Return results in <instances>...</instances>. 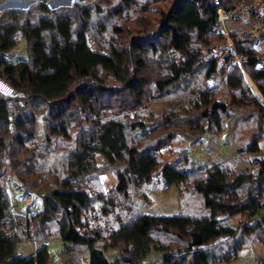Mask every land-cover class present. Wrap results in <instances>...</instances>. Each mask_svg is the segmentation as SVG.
Here are the masks:
<instances>
[{"label": "trees", "instance_id": "obj_1", "mask_svg": "<svg viewBox=\"0 0 264 264\" xmlns=\"http://www.w3.org/2000/svg\"><path fill=\"white\" fill-rule=\"evenodd\" d=\"M219 1L228 10L251 0ZM159 3L97 0L52 9L39 2L0 15V78L17 93L9 97L0 92V156L6 159L0 160V264H49L44 243L52 239L63 243L65 254L84 255L75 264H150L155 256L158 264H249L238 260L246 243L258 238L264 244V68H257L255 60L263 55L255 44L260 38L252 47L235 44L236 53L249 57L243 71L223 62L226 37L216 29L214 0H169L152 14L156 18L146 16ZM98 17L112 22L111 32L119 40L101 38L110 27L93 28ZM95 32L101 39L96 42L104 41L105 48H91ZM22 39L28 60L11 62L7 54ZM151 57L167 69L153 67ZM200 75L191 97L171 100L157 122L126 113L128 107L165 99L176 84L193 83ZM224 79L229 104L216 96ZM249 112L259 117L258 132L240 151L261 157L255 172H236L225 162L189 169L186 143L176 148L178 134L188 140L205 134L222 138L229 123ZM11 148L17 151L13 155L8 154ZM51 150L61 154L48 166ZM58 161L62 167L55 166ZM120 166L125 169L115 186L104 187L101 177ZM10 170L26 191L39 196L42 209L36 215L14 212ZM159 174L168 186L192 183L212 217L125 220L133 188ZM218 215H241L244 222L230 227ZM35 240L43 245L34 255L18 254L19 244ZM110 251L117 255L110 257ZM257 257L264 264V255Z\"/></svg>", "mask_w": 264, "mask_h": 264}, {"label": "rangeland", "instance_id": "obj_2", "mask_svg": "<svg viewBox=\"0 0 264 264\" xmlns=\"http://www.w3.org/2000/svg\"><path fill=\"white\" fill-rule=\"evenodd\" d=\"M6 1H12V0H0V15L10 10L8 8L5 9L2 7L3 3ZM49 1L50 0H20L18 2V0H14V2L11 3L12 5L11 9H29L30 7H32L33 5L39 2H44L48 5ZM96 1L97 0H94L90 2V4ZM168 2L169 0H162V1L160 0L159 4L151 5V8H154V10H152L154 12H150L149 14H146V16L151 18H156L152 14H154L158 9L165 8ZM101 6L107 9L111 8V5L109 4H103ZM155 8L157 9L155 10ZM123 23L128 25L135 23V21L134 20L128 22L124 21L122 22V24ZM98 25H104L107 26L108 28L110 27L108 29L107 34L105 33L102 35L100 34L102 39L105 38L107 39V41H111V43H113L112 41H117L120 39V37L112 34L111 32L112 22H109V20H105L100 17L95 18L93 21V28L96 29ZM239 26H241V24L239 23H234V22L228 23L229 29H232V27H239ZM217 32L220 31L217 30ZM94 35L96 38L89 39L91 48L96 49L97 44L98 46L103 45L102 47L105 48L106 47L104 46L105 42L104 41L96 42V39H100V37L96 34V32ZM126 40L128 41L124 43L125 46L130 44L129 39ZM252 42H253V38L249 37L246 40L242 41L241 43L247 47H252L253 46ZM117 44H118L117 46H119V43ZM255 44L258 48L260 47L262 48L264 46V42H262L260 39L257 40ZM225 47L227 49V45H225ZM7 59H9L11 62L14 63L28 60V49L25 39H22L20 44L12 52L7 54ZM151 62L153 63V67H159V70L167 69L165 63L163 61H159L157 58L151 57ZM159 70L157 69V71ZM162 71H166V70H162ZM200 78H202L201 75L199 77L193 78L194 80L193 83L190 81V79L189 80L187 79L186 82L183 81L181 83H178L173 88L171 94L166 96L165 99L146 102V104L143 105L141 108L134 107L130 109L128 107L129 110H127L126 113H129L132 117L135 115H140L141 116L140 118H143L144 120H147V122H151L153 124L155 123L154 121L157 122L159 120L158 118H160L166 113L168 103L171 100L177 101L181 97L190 98L191 97L190 93L192 89L195 87V84H199L201 82ZM225 81L226 80L224 79L220 83L216 96L219 101L226 102L229 104L231 102V94L226 87ZM248 81L250 82L253 91L257 94L258 92L257 88L254 86V84L250 79ZM190 83L192 84L189 86L185 85ZM198 88L199 87H197V89ZM40 124H41L40 130L41 133H43L45 124L41 122ZM258 125H259V117L256 114H252L251 112H249L247 114L241 115L240 117H237L235 120L229 123V125H227L226 128L227 129L226 134L222 138L212 137L209 134H205L203 137L197 140H188L185 139V137L182 134H178V143H176V148L181 149V147L184 146V144L186 143L185 149L188 148V152H189L190 170L207 169L211 167L214 163L225 162L227 165L231 166L236 172H241V173L255 172L258 169V164L256 161L261 157L251 155L246 151H240V149L249 146L251 137H253V135L258 132ZM38 138L40 143L44 142L45 139L44 135ZM38 144L35 145L30 144L29 148L30 149L34 148L33 150L40 148L39 150H41V145L40 147H38ZM42 149L44 148L42 147ZM61 149L64 150L65 147H61ZM65 150H66L65 152H68L73 149L67 148ZM51 151L47 155L48 166L50 165L51 160L55 159L54 156L57 155V153L61 154L60 150L52 152L53 154L51 153ZM15 152H17L16 149L11 148L8 154L13 155ZM41 152L45 153L44 150ZM3 157L4 156H0V160H6ZM61 163H62L61 161H58L55 163V166L59 167V165L61 166ZM102 163L103 160L99 158L98 165H101ZM43 165L46 164L43 163L41 164L40 167H42ZM181 167L182 170L187 169L184 166ZM124 169L125 167H121V166L116 167L111 169L110 173L105 178L104 176H102L101 179L103 181V186L106 187L107 184L112 187L115 186L116 182L118 181V173L123 172ZM7 179H8V186L12 198V205L14 212L24 216L36 215L42 209L41 200L37 195V193L26 191V188L21 183L20 176L17 175V172L15 173L14 171L10 170ZM193 188L194 187L192 183L191 185L188 186L185 185L184 187L168 186L161 177V175L159 174L155 176L151 182L143 183L139 185L137 188H133L131 192L132 193L131 212L129 213V215L125 216V220H131L132 218H138L143 215L157 216V217L189 216L196 219L211 218L213 213L211 209L206 205L204 196L200 193L195 192ZM217 219L224 221L230 227H237L238 225H242L243 224L242 222H244V218L241 217V215L233 216V217L228 215H218ZM110 221L112 220L110 219ZM38 241L39 240L24 241L23 243L19 244L17 247L18 254L27 257L34 255L36 251L43 245ZM44 244L47 245L50 253L49 264H75L76 262H79L81 259L84 260L83 254L78 256H76V253H74L73 255L65 254L63 252L64 245L59 239L47 240L45 241ZM108 254L110 255V257H114L115 255H117L116 251H110L108 252ZM262 255H264V244L257 238L255 240H251L246 243L238 260L243 261L244 263L258 264L259 258L257 256H262ZM154 258H152L150 264H158V262L160 261L158 260L160 258L159 256H155Z\"/></svg>", "mask_w": 264, "mask_h": 264}, {"label": "built area", "instance_id": "obj_3", "mask_svg": "<svg viewBox=\"0 0 264 264\" xmlns=\"http://www.w3.org/2000/svg\"><path fill=\"white\" fill-rule=\"evenodd\" d=\"M213 6L217 8L218 22L216 29L226 37L227 49L223 56V62L230 66H237L244 71V63L249 59L247 55L238 54L235 51V44L251 37L264 42V0L243 1L231 9H224L220 6L219 0H214ZM239 23L241 26L229 29L228 23ZM239 32L237 38L232 34ZM263 55L256 56L257 68H264V46L261 48ZM0 92L5 96H16V90L0 78Z\"/></svg>", "mask_w": 264, "mask_h": 264}, {"label": "water", "instance_id": "obj_4", "mask_svg": "<svg viewBox=\"0 0 264 264\" xmlns=\"http://www.w3.org/2000/svg\"><path fill=\"white\" fill-rule=\"evenodd\" d=\"M92 1H94V0H50L48 5L52 9H57L60 7H72V6H75L77 4H88ZM9 2L10 1L4 2L2 7L5 9L6 8L11 9L12 5Z\"/></svg>", "mask_w": 264, "mask_h": 264}, {"label": "bare ground", "instance_id": "obj_5", "mask_svg": "<svg viewBox=\"0 0 264 264\" xmlns=\"http://www.w3.org/2000/svg\"><path fill=\"white\" fill-rule=\"evenodd\" d=\"M20 0H18V2H19ZM12 2H14V0H12V1H10L9 3H12Z\"/></svg>", "mask_w": 264, "mask_h": 264}, {"label": "crops", "instance_id": "obj_6", "mask_svg": "<svg viewBox=\"0 0 264 264\" xmlns=\"http://www.w3.org/2000/svg\"><path fill=\"white\" fill-rule=\"evenodd\" d=\"M247 79H248V76L246 75ZM249 80V79H248ZM250 83V82H249Z\"/></svg>", "mask_w": 264, "mask_h": 264}]
</instances>
